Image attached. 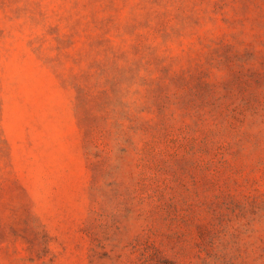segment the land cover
Listing matches in <instances>:
<instances>
[{"label": "rangeland", "instance_id": "rangeland-1", "mask_svg": "<svg viewBox=\"0 0 264 264\" xmlns=\"http://www.w3.org/2000/svg\"><path fill=\"white\" fill-rule=\"evenodd\" d=\"M0 264H264V0H0Z\"/></svg>", "mask_w": 264, "mask_h": 264}]
</instances>
